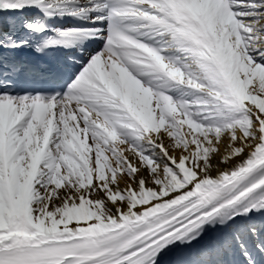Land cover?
I'll return each mask as SVG.
<instances>
[{
  "label": "snow or ice",
  "instance_id": "1",
  "mask_svg": "<svg viewBox=\"0 0 264 264\" xmlns=\"http://www.w3.org/2000/svg\"><path fill=\"white\" fill-rule=\"evenodd\" d=\"M0 264H264V0H0Z\"/></svg>",
  "mask_w": 264,
  "mask_h": 264
},
{
  "label": "bare ground",
  "instance_id": "2",
  "mask_svg": "<svg viewBox=\"0 0 264 264\" xmlns=\"http://www.w3.org/2000/svg\"><path fill=\"white\" fill-rule=\"evenodd\" d=\"M223 147V146H222Z\"/></svg>",
  "mask_w": 264,
  "mask_h": 264
}]
</instances>
